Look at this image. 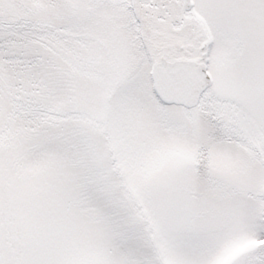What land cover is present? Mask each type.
<instances>
[{
	"label": "snow or ice",
	"instance_id": "6c2138e0",
	"mask_svg": "<svg viewBox=\"0 0 264 264\" xmlns=\"http://www.w3.org/2000/svg\"><path fill=\"white\" fill-rule=\"evenodd\" d=\"M0 264H264V0H0Z\"/></svg>",
	"mask_w": 264,
	"mask_h": 264
}]
</instances>
